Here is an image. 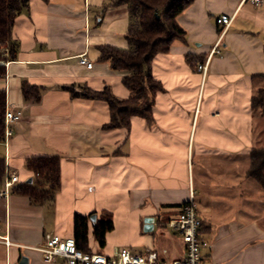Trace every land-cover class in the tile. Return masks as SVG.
<instances>
[{
  "label": "crops",
  "instance_id": "crops-1",
  "mask_svg": "<svg viewBox=\"0 0 264 264\" xmlns=\"http://www.w3.org/2000/svg\"><path fill=\"white\" fill-rule=\"evenodd\" d=\"M222 15L232 18L225 31L217 23ZM131 22L128 5L113 0H29L16 17L17 51L3 63L0 91L7 110H21L23 118L0 139V190L12 175L21 184L32 179L27 162L39 156L60 157L61 181L52 203H32L17 192L20 184L0 197V235L10 242L0 243V264L24 258L67 264L45 262L38 249L53 236L75 239L77 214H112L115 229L105 247L91 223L88 246L113 255L118 245L136 244L144 218L168 226L192 195L202 238L219 228L211 264H264V190L247 176L252 150L264 147V118L252 107L264 88V0L260 6L194 0L177 18L185 37L153 60V77L163 87L153 118L135 116L130 129H106L108 103L82 94L108 86L115 97H130L126 73L100 56L102 48L127 46ZM218 42L219 53L200 71ZM84 57L91 69L81 64ZM164 249L165 260L184 256L171 259Z\"/></svg>",
  "mask_w": 264,
  "mask_h": 264
},
{
  "label": "trees",
  "instance_id": "trees-1",
  "mask_svg": "<svg viewBox=\"0 0 264 264\" xmlns=\"http://www.w3.org/2000/svg\"><path fill=\"white\" fill-rule=\"evenodd\" d=\"M194 0H113L114 4L126 3L131 14L124 48H102L100 59L110 61L111 68L124 71L123 83L130 91L128 99H119L106 86L101 91L85 89L88 98L105 100L110 108L111 120L106 129H130L135 116L151 120L156 94L163 91L161 83L154 79L152 63L157 54L166 52L173 40L185 37L177 18ZM29 0H0V78L6 74L4 62L16 55L17 43L13 37L16 17L26 8ZM205 61V60H204ZM199 66V65H198ZM197 66V67H198ZM31 88L25 87L26 94ZM37 97V96H35ZM252 107L264 118V88L255 93ZM7 100L5 91H0V139L5 140ZM59 156H39L30 158L28 168L34 173L32 182L19 183L18 193L26 195L32 203H52L60 190ZM4 173V163L0 161V179ZM247 176L264 190V147L255 148L250 154ZM101 248L106 245L107 234L114 230L113 216L103 212L100 218L75 216L74 237L79 249L89 253V230Z\"/></svg>",
  "mask_w": 264,
  "mask_h": 264
},
{
  "label": "built area",
  "instance_id": "built-area-1",
  "mask_svg": "<svg viewBox=\"0 0 264 264\" xmlns=\"http://www.w3.org/2000/svg\"><path fill=\"white\" fill-rule=\"evenodd\" d=\"M249 1L254 6L261 5V0ZM231 22L232 18L227 15L217 18V23L225 26L224 31ZM219 44L218 42L208 60L198 66L200 71L205 72L212 56L219 53ZM81 64L86 65L90 69L93 67V64L85 57L81 59ZM22 118L21 112H7L6 138L12 134L11 125L19 122ZM18 180L17 175L9 177L6 180L5 188L0 190V197H7ZM201 224L202 220L199 216L198 207L192 195L191 199L181 206L180 213L168 221V227L182 238L185 250L183 257L171 261L163 258V255L167 254L166 249L162 250L161 253L151 249L143 254H135L130 248L124 247L113 255L99 252L86 253L78 249L74 238H63L60 236L47 238L45 246L39 248L38 251L41 252L43 260L47 263L54 262L56 258H62L67 264H202V249L207 246V242L200 235ZM0 243L10 245L9 240L1 235Z\"/></svg>",
  "mask_w": 264,
  "mask_h": 264
},
{
  "label": "rangeland",
  "instance_id": "rangeland-1",
  "mask_svg": "<svg viewBox=\"0 0 264 264\" xmlns=\"http://www.w3.org/2000/svg\"><path fill=\"white\" fill-rule=\"evenodd\" d=\"M200 209V207H199ZM262 209H263V214H264V199H263V204H262ZM148 218H144L143 220V228H139L138 234L134 235V243L136 244H131L130 246H120L118 247H128L132 249V251L135 254H140V253H145L148 247V244L150 241L153 243V248L156 249V251H161L163 248H167L170 250V257L171 259H174L177 254V252H183L185 253L182 238L179 237L171 228H169L167 225L166 226H157L156 224L153 225L154 227L150 231L145 230L146 226V220ZM150 219V218H149ZM115 229V228H114ZM215 230L212 231V233H209V235H205L203 239H206L207 241V246L202 249V256L204 258L203 264H211L210 260L211 258V250H212V244L214 237L217 235L219 228H214ZM264 229V228H263ZM114 231V230H113ZM202 235V234H201ZM202 237V236H201ZM115 242V241H113ZM121 248V249H122ZM176 259V258H175ZM228 264H230L228 262Z\"/></svg>",
  "mask_w": 264,
  "mask_h": 264
},
{
  "label": "water",
  "instance_id": "water-1",
  "mask_svg": "<svg viewBox=\"0 0 264 264\" xmlns=\"http://www.w3.org/2000/svg\"><path fill=\"white\" fill-rule=\"evenodd\" d=\"M29 182H32V179H30ZM91 219L92 220H95L96 219V216L95 215L92 216ZM145 222H146L145 230L146 231H150L153 228L154 219L153 218H150V219H147ZM19 264H29L28 259L27 258H24Z\"/></svg>",
  "mask_w": 264,
  "mask_h": 264
},
{
  "label": "bare ground",
  "instance_id": "bare-ground-1",
  "mask_svg": "<svg viewBox=\"0 0 264 264\" xmlns=\"http://www.w3.org/2000/svg\"><path fill=\"white\" fill-rule=\"evenodd\" d=\"M85 66H86V65H85ZM86 67H87V66H86ZM87 68H88V67H87ZM8 111L13 112V113L21 112V113H22V116H23V112H22L21 110H18V111L7 110V111H6V114H7ZM5 120H6V115H5ZM11 135H12V134H11ZM9 137H10V136H9ZM9 137H8V138H9ZM8 138H6V131H5V140L8 139ZM17 176H18V175H17ZM18 178H19V177H18ZM32 181H33V180H32ZM19 183H20V179L18 180V182H17L15 185H17V184H19ZM11 192H12V189H11L10 193H11ZM10 193H9V194H10ZM75 242H76V241H75ZM76 245H77V244H76ZM77 247H78V246H77ZM78 249H79V248H78ZM80 250H81V249H80ZM155 251H156V250H155ZM157 252H158V251H157ZM158 253H160V252H158Z\"/></svg>",
  "mask_w": 264,
  "mask_h": 264
}]
</instances>
